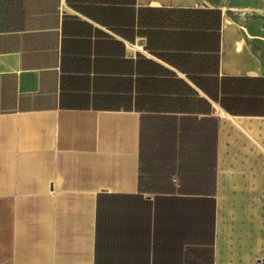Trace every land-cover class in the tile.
Instances as JSON below:
<instances>
[{
	"label": "crops",
	"instance_id": "crops-1",
	"mask_svg": "<svg viewBox=\"0 0 264 264\" xmlns=\"http://www.w3.org/2000/svg\"><path fill=\"white\" fill-rule=\"evenodd\" d=\"M226 1L0 0L57 27L0 47V264L264 260V37ZM171 116L176 169L214 168L215 205L181 202L178 172L170 199L141 187L142 120Z\"/></svg>",
	"mask_w": 264,
	"mask_h": 264
},
{
	"label": "trees",
	"instance_id": "trees-1",
	"mask_svg": "<svg viewBox=\"0 0 264 264\" xmlns=\"http://www.w3.org/2000/svg\"><path fill=\"white\" fill-rule=\"evenodd\" d=\"M54 30L56 26H30V25H12L8 20H0V37H15L14 31L31 32L35 30ZM43 35V34H42ZM48 35H52L49 33ZM196 127H190L189 118L184 116L180 120V130L185 131ZM178 130V118L168 117L167 120L160 117L143 118L141 124L140 136V160H141V187L144 185L143 173L149 175L147 183L148 190H154L159 194H170L163 198L170 199L171 194L176 193V185L172 181L173 175L178 172L180 177L179 194L181 197H173L180 199L182 196H195L191 197L194 201L199 199L208 200L214 203L211 198H204L200 196L212 195L215 192V177L216 171L214 168L200 171H190L185 169H176V155L173 153V148L178 145V137L174 136ZM181 145L190 143V139L185 136L180 137ZM201 145H206L207 140L201 139ZM212 166L215 165V161ZM160 195V196H163ZM159 197V196H157ZM186 204V203H185ZM215 205V203H214ZM182 208V207H181ZM214 209V208H213Z\"/></svg>",
	"mask_w": 264,
	"mask_h": 264
},
{
	"label": "rangeland",
	"instance_id": "rangeland-1",
	"mask_svg": "<svg viewBox=\"0 0 264 264\" xmlns=\"http://www.w3.org/2000/svg\"><path fill=\"white\" fill-rule=\"evenodd\" d=\"M218 1V0H213ZM228 7H236L237 10H229V20L244 28L245 32L264 37V0H227ZM246 8H249L246 10ZM47 29V28H46ZM17 37H0V47L22 48L23 42L35 43L37 39L45 38L42 34L51 33L49 30H35L31 32L14 31Z\"/></svg>",
	"mask_w": 264,
	"mask_h": 264
},
{
	"label": "built area",
	"instance_id": "built-area-1",
	"mask_svg": "<svg viewBox=\"0 0 264 264\" xmlns=\"http://www.w3.org/2000/svg\"><path fill=\"white\" fill-rule=\"evenodd\" d=\"M255 264H264V260L259 259V260L256 261Z\"/></svg>",
	"mask_w": 264,
	"mask_h": 264
},
{
	"label": "bare ground",
	"instance_id": "bare-ground-1",
	"mask_svg": "<svg viewBox=\"0 0 264 264\" xmlns=\"http://www.w3.org/2000/svg\"><path fill=\"white\" fill-rule=\"evenodd\" d=\"M232 10H237L236 7H231ZM249 9V8H246V10Z\"/></svg>",
	"mask_w": 264,
	"mask_h": 264
}]
</instances>
